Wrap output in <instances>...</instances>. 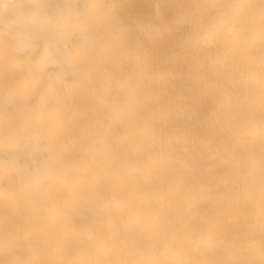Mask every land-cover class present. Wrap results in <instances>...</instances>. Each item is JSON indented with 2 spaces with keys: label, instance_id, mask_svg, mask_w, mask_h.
I'll return each instance as SVG.
<instances>
[{
  "label": "bare ground",
  "instance_id": "6f19581e",
  "mask_svg": "<svg viewBox=\"0 0 264 264\" xmlns=\"http://www.w3.org/2000/svg\"><path fill=\"white\" fill-rule=\"evenodd\" d=\"M0 264H264V0H0Z\"/></svg>",
  "mask_w": 264,
  "mask_h": 264
}]
</instances>
